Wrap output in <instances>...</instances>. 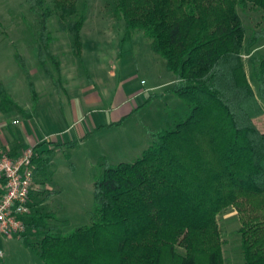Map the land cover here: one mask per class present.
I'll return each mask as SVG.
<instances>
[{
	"label": "trees",
	"instance_id": "obj_1",
	"mask_svg": "<svg viewBox=\"0 0 264 264\" xmlns=\"http://www.w3.org/2000/svg\"><path fill=\"white\" fill-rule=\"evenodd\" d=\"M29 1L34 9L46 3ZM240 6L264 13V0H119L128 31L151 41L175 78L167 93L189 113L155 133L134 163L105 167L94 184L91 226L69 235L51 228L38 245L20 237L45 264H226L219 217L230 209L240 215L245 264H264V109L244 63ZM55 14L78 55L86 23L75 0H53L43 14L39 59L50 78L47 58L57 59L47 23ZM71 17L78 18L67 23ZM261 25L253 45L264 39ZM251 62L264 99V58ZM42 146L34 147V164ZM33 208L23 219L31 230L39 218Z\"/></svg>",
	"mask_w": 264,
	"mask_h": 264
},
{
	"label": "rangeland",
	"instance_id": "obj_2",
	"mask_svg": "<svg viewBox=\"0 0 264 264\" xmlns=\"http://www.w3.org/2000/svg\"><path fill=\"white\" fill-rule=\"evenodd\" d=\"M75 1L79 16L86 17L82 51L78 55L69 31L61 28L58 14L53 15L47 23L51 36L48 51L57 62L47 58V66L53 74L50 78L39 57L43 49L42 16L53 9V0H46L39 9H34L29 0H0V115L8 114L11 119L10 123L8 119L4 121L10 128L6 131L25 123L29 128L36 127V138L48 140L45 150H39L48 163L43 165L42 159L34 164V169L40 166L42 169L35 171L30 198L33 214L38 212V217L43 219H37L35 229L26 228L25 233L18 236L0 237V264H45L20 237L26 235L32 244L38 245L51 228L69 235L79 228L91 226L96 208L94 184L105 167L134 163L154 145L155 133L171 127L169 123L173 117L186 119L189 113L184 102L167 93L172 85H164L174 75L165 60L153 51L151 41L144 32L128 31L118 9L119 0ZM238 10L247 28L246 71L264 109V99L252 75L251 62L252 56L257 60L264 58V39L251 44L260 22L264 28V13L242 6ZM77 18H68L67 23ZM19 57L24 60L29 74ZM31 83L37 101H34ZM155 85L163 87L154 92L147 91ZM87 87L92 89L89 94L101 98L96 108L105 112L102 114L105 124L120 118L117 116L120 113L111 112L113 107L138 90L146 92L138 100L142 104L140 109L124 123L94 130L93 108L81 100L83 89ZM72 102L78 108L83 105L82 110H85L80 115L84 117L83 121L77 124V112ZM10 132L15 139L14 148L20 147L21 142L16 139L18 135L14 130ZM54 139L64 144L57 152L55 149L50 151L52 144L49 142ZM16 150V154H1L0 159L3 155L14 157L23 153ZM219 225L226 264H245L239 234L242 224L237 209L221 215Z\"/></svg>",
	"mask_w": 264,
	"mask_h": 264
},
{
	"label": "built area",
	"instance_id": "obj_3",
	"mask_svg": "<svg viewBox=\"0 0 264 264\" xmlns=\"http://www.w3.org/2000/svg\"><path fill=\"white\" fill-rule=\"evenodd\" d=\"M34 148L18 157L3 155L0 159V182L5 192L0 200V237L25 233L24 218L30 213V198L35 181Z\"/></svg>",
	"mask_w": 264,
	"mask_h": 264
},
{
	"label": "crops",
	"instance_id": "obj_4",
	"mask_svg": "<svg viewBox=\"0 0 264 264\" xmlns=\"http://www.w3.org/2000/svg\"><path fill=\"white\" fill-rule=\"evenodd\" d=\"M174 77V76H173ZM174 79L175 78H172L168 81V83H166V85L164 86H171L173 83H174ZM144 82V81H143ZM163 86H154V87H151L149 90H147L148 92H154L156 90H158L159 88H162ZM92 89L90 88H84L83 89V95H82V98L81 100L83 101L84 105L86 104L87 106H90V108H93L91 109V112H93V116H94V120L92 121V123H94L95 121V125H93V127H95L94 130L98 129V128H101V127H104L105 125H115V124H118L120 122H123L124 123V120L127 118H130L132 117V115H134L136 113L137 110L140 109V106L142 105L141 103L138 102V100L140 98H143L144 97V94H145V90H138L136 91L134 94H131L127 100L123 101L122 103L119 104V106L117 107H113L112 108V111L113 113H120L118 114V118L121 119V120H117V121H113V123H104V119L102 117V114H105V112L103 110H97L96 108V105L97 104H100L101 103V98L99 96H92V94L89 92H91ZM143 100V99H142ZM72 105L74 106V110H75V113H76V124L83 121V118L84 117H80V115L82 113H85V110H82L83 105L80 106V108H78V105L74 102H72ZM77 105V106H76ZM78 111H80L81 113H79ZM89 111V109H88ZM123 111V112H122ZM87 112V111H86ZM88 114H91V113H88ZM8 114L7 115H0V155L3 154V153H6V152H12V153H17L16 149L19 150V148H21L19 151L22 150V152L25 150V149H28L30 147H35L39 144H43V146L40 148V151L43 152V150H45L44 148V145H45V142L48 141L46 139L44 140H41L40 138H36L34 136V133L36 129V127H31L29 128V126H27L25 123H19L18 125H16V128L10 130V131H13L14 130V133L16 135H18V137L16 139H18V141L21 142V146L20 147H17V148H14V137H13V134L12 132H8L6 131V129H10L6 124H8V122L4 123V121L6 119H8L9 123L11 122V119L8 118ZM7 117V118H6ZM98 124V125H97ZM6 126L8 128H6ZM70 130V128L68 129ZM67 130V131H68ZM59 133H63V132H55V134H59ZM49 143H51L52 145L50 146V151L52 150H56V152L58 150H60V148L64 145L62 143H60V141L54 139L52 141H50ZM19 153V152H18ZM20 156V154H17L15 155L14 157H18ZM4 192H5V185L4 183L0 182V200L1 198L3 197L4 195ZM2 238V237H1Z\"/></svg>",
	"mask_w": 264,
	"mask_h": 264
}]
</instances>
